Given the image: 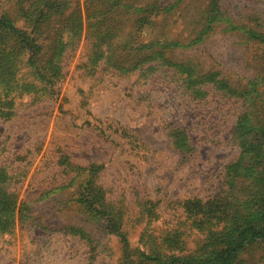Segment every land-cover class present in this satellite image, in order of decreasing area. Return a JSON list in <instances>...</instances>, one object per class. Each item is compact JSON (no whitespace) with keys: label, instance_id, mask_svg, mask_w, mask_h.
I'll return each mask as SVG.
<instances>
[{"label":"rangeland","instance_id":"374dc122","mask_svg":"<svg viewBox=\"0 0 264 264\" xmlns=\"http://www.w3.org/2000/svg\"><path fill=\"white\" fill-rule=\"evenodd\" d=\"M181 1L187 16L211 0ZM8 2L2 0L4 8ZM252 7L264 19V0H221L218 20L211 21L209 8L203 11L210 20L191 25L194 43L177 50L220 72L233 94L209 81L194 94L167 66L148 75H124L104 61L93 66L83 38L63 58L58 95L17 99L14 116L0 118V168L13 176L11 189L25 218L0 234V264H154L150 255L156 250L203 254L216 219L208 221L197 200L241 198L250 211L262 175L240 169L232 181L230 166L242 157L234 128L250 108L246 90L256 88L253 118H264V43H244L245 30L231 25L251 24L242 14H251ZM185 27L180 19L171 30L164 28L165 38L183 39ZM149 39L142 35L140 43L151 46ZM88 179L87 190L102 205L97 215L77 199L78 184ZM235 264H264V246L242 253Z\"/></svg>","mask_w":264,"mask_h":264},{"label":"trees","instance_id":"16d2710c","mask_svg":"<svg viewBox=\"0 0 264 264\" xmlns=\"http://www.w3.org/2000/svg\"><path fill=\"white\" fill-rule=\"evenodd\" d=\"M7 1L9 6L4 8L0 0V118L11 119L17 99L24 95H29L34 102L58 95V85L65 76L63 58L66 53L76 50L83 38L90 44L89 61L93 66L104 61L124 75L137 70L148 75L156 68L167 66L179 73L194 94L201 90L198 84L208 81L215 88L234 93L220 72L205 68L197 58L177 54L178 48L194 43L190 36L196 31L189 29L191 25L200 19L208 23L209 13L213 14V23L218 20L221 0H211L208 5L203 3L204 7L199 8L198 13L187 16H184L186 7L181 0L170 5L164 0H84L83 6L79 0ZM208 8L209 13L205 15L203 11ZM242 16L251 24L234 22L232 29L239 26L245 30L243 34L247 40L244 43L251 39L264 43V31L261 30L264 19L259 11L252 7L251 14ZM180 19L186 21L184 30L187 34L183 39L178 37L170 42L165 38L166 30L175 27ZM18 20L24 21L23 27L16 25ZM158 20L160 26L155 23ZM142 35L150 36L151 46L140 43ZM262 79L264 81V77ZM252 91L256 92V88L244 92L250 108L240 114L234 128L242 157L230 166L234 169L230 177L234 181L240 175V169H253L256 175H262L260 184L255 183L254 206L245 211L243 200L236 197L213 198L203 204L197 200V209L208 210L205 214L208 221L216 219L208 226L203 254L182 256L174 251L162 255L156 250V254H151L154 257L150 255L152 263L235 264L242 253L253 254L264 246V118L260 117L258 122L253 118L256 110L251 108L255 104ZM12 177L0 168V234L12 232L17 221L25 218L24 207L20 206L17 193L11 189ZM90 180L78 184L77 199L89 215H97L102 205L96 196H92L93 190H87V186L91 188ZM199 212H190L189 217H197Z\"/></svg>","mask_w":264,"mask_h":264}]
</instances>
